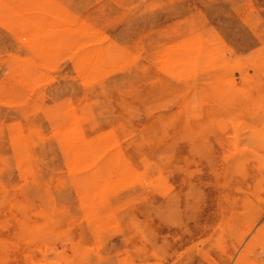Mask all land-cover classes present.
<instances>
[{"label":"rangeland","instance_id":"1","mask_svg":"<svg viewBox=\"0 0 264 264\" xmlns=\"http://www.w3.org/2000/svg\"><path fill=\"white\" fill-rule=\"evenodd\" d=\"M0 264H264V0H0Z\"/></svg>","mask_w":264,"mask_h":264},{"label":"bare ground","instance_id":"2","mask_svg":"<svg viewBox=\"0 0 264 264\" xmlns=\"http://www.w3.org/2000/svg\"><path fill=\"white\" fill-rule=\"evenodd\" d=\"M31 27H32V26H31ZM31 27H30V28H31Z\"/></svg>","mask_w":264,"mask_h":264}]
</instances>
